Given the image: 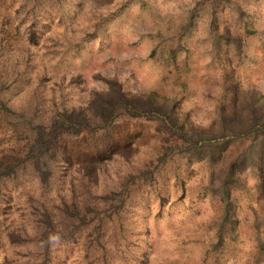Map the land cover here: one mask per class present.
Masks as SVG:
<instances>
[{
  "label": "rangeland",
  "instance_id": "rangeland-1",
  "mask_svg": "<svg viewBox=\"0 0 264 264\" xmlns=\"http://www.w3.org/2000/svg\"><path fill=\"white\" fill-rule=\"evenodd\" d=\"M113 77L203 145L120 114L19 160ZM0 99V264H264V0H0Z\"/></svg>",
  "mask_w": 264,
  "mask_h": 264
},
{
  "label": "trees",
  "instance_id": "trees-1",
  "mask_svg": "<svg viewBox=\"0 0 264 264\" xmlns=\"http://www.w3.org/2000/svg\"><path fill=\"white\" fill-rule=\"evenodd\" d=\"M3 100L0 99V105H3ZM172 105L167 104L163 97H157L151 92L129 93L125 91L116 78H111L107 82V86L104 89L98 90L92 93L87 99L84 105H78L74 107H62L57 109L48 120L47 124L42 122H35L31 126L32 137L24 147V152L21 154L19 160L32 158L33 161L38 164L39 160L43 158L46 150L49 148L45 136L52 130L60 129L65 132L76 133L82 128H97L106 126L114 117L120 114L127 115H144V116H157L159 121L165 124L172 130L175 127V131L178 132L181 137L180 142H185L184 149L194 150L201 147L198 142H203L199 137H194V134L201 136L204 130L189 131L190 128H185L183 123L177 122L170 111ZM174 127H173V126ZM253 130H262L264 132V117H262L258 123H253ZM252 126V123L245 125L242 128H238L236 134L247 133ZM256 132V131H255ZM207 138V137H206ZM206 140V139H205ZM18 163V159L15 162H5L0 160V175L8 174L12 172L14 166ZM45 168L38 167V174L40 178L44 177L47 170Z\"/></svg>",
  "mask_w": 264,
  "mask_h": 264
}]
</instances>
